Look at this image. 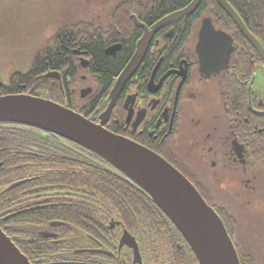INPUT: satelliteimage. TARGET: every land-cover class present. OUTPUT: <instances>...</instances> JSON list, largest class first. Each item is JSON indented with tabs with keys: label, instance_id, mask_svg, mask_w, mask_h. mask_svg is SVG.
<instances>
[{
	"label": "flooded vegetation",
	"instance_id": "flooded-vegetation-1",
	"mask_svg": "<svg viewBox=\"0 0 264 264\" xmlns=\"http://www.w3.org/2000/svg\"><path fill=\"white\" fill-rule=\"evenodd\" d=\"M194 1L121 0L110 8L107 0H97L95 14L71 24L85 30L71 31V49L38 51L67 54L59 60L68 63L31 78L36 90L23 85L20 93H40L163 157L221 217L240 263L264 264V0H224L234 16L223 0H200L192 11L172 16ZM129 7L133 13L127 17ZM147 29L155 32L109 111L112 89ZM98 49L117 64L110 86ZM0 124V170L7 177L0 194L15 191L9 199L19 201L0 215L23 217L26 243L63 246L54 261L39 253L33 262L21 249L32 264H200L169 221L141 230L134 217L126 224L120 207L105 219L91 209L88 215L49 209L83 200L71 186V158L108 164L54 133ZM55 154L66 158L61 166ZM52 170L70 177L50 182ZM50 213H79L89 226L81 229L64 219L30 222L33 215Z\"/></svg>",
	"mask_w": 264,
	"mask_h": 264
},
{
	"label": "water",
	"instance_id": "water-1",
	"mask_svg": "<svg viewBox=\"0 0 264 264\" xmlns=\"http://www.w3.org/2000/svg\"><path fill=\"white\" fill-rule=\"evenodd\" d=\"M199 2L195 0L190 7L172 16L192 11ZM222 5L234 16L235 11L230 5L224 0ZM154 32V29H147L139 40L134 57L112 89L109 111L145 53ZM0 123H16L46 130L94 153L147 194L179 229L200 264H241L218 213L178 169L154 151L109 131L103 126L104 122L96 124L71 108L42 97L40 93H0ZM0 264H32L2 228Z\"/></svg>",
	"mask_w": 264,
	"mask_h": 264
},
{
	"label": "trees",
	"instance_id": "trees-1",
	"mask_svg": "<svg viewBox=\"0 0 264 264\" xmlns=\"http://www.w3.org/2000/svg\"><path fill=\"white\" fill-rule=\"evenodd\" d=\"M29 1L31 2L29 4L35 7V11L37 12V4H39L40 1ZM45 6L43 7L44 10ZM67 11L63 12L62 10L60 12V16H63L65 14V17L71 18L69 12L67 13ZM27 13L28 12H23L21 16L25 17ZM44 16H46V13ZM127 16L129 17V14ZM47 21L48 19H45V23L48 24ZM65 23L66 25L62 24L59 25V27H57L56 29L54 28V31H52V37L48 40V42H46L41 50L63 49L66 47L71 49V31L75 33L85 32L84 29H78V25L71 27V24H69L68 22ZM17 24H22V22H18ZM35 26H29L25 28L20 27V33H14L13 35L16 36L25 34ZM72 28H74V30ZM34 41L35 40H30L27 44L19 43L17 48L18 50H16L18 51V53L23 50L22 48H28L27 51H32L30 56L32 58L31 65L26 71L19 69L20 66L16 65V57L11 60L9 58L6 59L8 66L9 64L12 66V70L9 72V75L4 77L5 81H2L3 85L0 86V91L3 94L19 93L22 91L23 85H28V87L30 88L31 86H33L31 78L37 77V75H40L48 68H61L63 65L68 63L59 60L67 56V54L54 57V55L52 56L51 54H40L33 48H29L32 47L29 44L34 43ZM96 56H98V64L100 65L104 80L106 81L107 85L110 86L112 76L117 71V64L115 62L113 63L109 58H106L99 49L97 50ZM19 58L20 56L17 57V59ZM41 58H44L43 61H40ZM56 91L60 96L62 87H60V85H56ZM64 159L66 158H62L60 156L58 157L55 154L54 160L58 161L59 163L57 165L61 166ZM75 159H80V157L71 158V186L76 193L81 194L83 200H75L74 205L66 204L65 206H52L48 207L49 209H75L81 211L83 215H88L90 211L89 209H91L93 215L98 214L99 217L102 214L103 217L101 216V219H105V217H109L110 211H113L116 207H120L123 210V217L126 224H128V221H130V217H134L137 224L139 223L141 230L142 228L149 227L162 228L163 226H165L166 221H169L172 224V222L166 216L158 215H164V213L160 210L159 207L155 205V203L147 196V194L138 189L135 191L132 190L135 189L133 187H135L136 185L127 176H125L118 170L111 168L109 165L108 167L103 166L96 161H91L88 159H86V162L83 163ZM59 166H56V168ZM2 171L3 170H0V181L7 179L6 175ZM69 177L70 175L68 173H58L56 170H52V173L48 176V181L60 182L65 180L64 182H67L66 180H68ZM14 193L15 191L6 190L0 194V213H3L11 205L13 206L19 203V201L16 200V196H13L9 199V197ZM100 210H107V212L106 214H104ZM22 219L23 217L20 215L11 217L0 215V226L7 232L8 235L13 238V240L22 249V251L28 254L32 261L34 260L35 262H37L41 257L40 254H43L42 256L48 258V260H56V257H58L59 253L62 251V243H52L51 245L46 244L43 248H40L37 242H24ZM53 219H64L69 221L70 223L74 222L81 229H85L89 226V222L85 221L86 218L79 213H77L73 217H71V214L65 216H56V213L41 214L40 216L33 215L30 217V222L32 224H47L48 221ZM73 219H75V221H73ZM91 224L92 227H97V225H95L94 223L91 222ZM92 232L95 231L92 230ZM100 232L101 231L96 232V234H99Z\"/></svg>",
	"mask_w": 264,
	"mask_h": 264
},
{
	"label": "rangeland",
	"instance_id": "rangeland-1",
	"mask_svg": "<svg viewBox=\"0 0 264 264\" xmlns=\"http://www.w3.org/2000/svg\"><path fill=\"white\" fill-rule=\"evenodd\" d=\"M38 11L31 6L29 0H0V80L5 81L7 75L12 70V66L7 64V58L10 60L16 57V65H19V69L26 71L31 65L32 51L28 48H22L23 50L18 53V45L27 44L30 40H35L34 43H30L36 52L48 42L52 37L54 28L59 25L77 23L78 18L87 16V13H93L97 11V7L101 4H91L92 0H38ZM110 2V8L115 6L121 0H107ZM43 3V4H42ZM46 5V6H45ZM45 6V10L44 7ZM69 12L71 18L65 17V14L60 16V12ZM130 13H133L132 7L128 8ZM23 12H28L26 16L22 17ZM112 12V10L110 11ZM46 13V16H44ZM66 13V14H67ZM54 14V15H53ZM32 18V19H31ZM45 19H48V24L45 23ZM22 22V24H17ZM36 25V26H35ZM35 26L25 34L16 35L14 33H20V27ZM17 59V57H19ZM14 60V62H15ZM6 62V63H5ZM15 64V63H13ZM34 90L36 86L33 85ZM247 241V238L240 237V241ZM248 249V247H245Z\"/></svg>",
	"mask_w": 264,
	"mask_h": 264
}]
</instances>
